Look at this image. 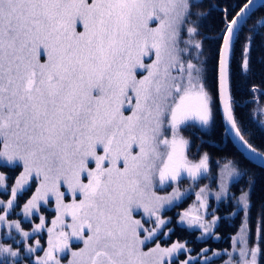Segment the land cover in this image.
<instances>
[{"label": "snow or ice", "instance_id": "1", "mask_svg": "<svg viewBox=\"0 0 264 264\" xmlns=\"http://www.w3.org/2000/svg\"><path fill=\"white\" fill-rule=\"evenodd\" d=\"M256 2L224 10L218 81L224 134L234 133L264 160L238 126L229 71L236 29ZM197 6L195 0H0V167L22 168L10 198L0 199V229L23 241L0 242V264H177L179 254L191 252L179 242L162 246L172 229L161 231L171 221L160 213L183 193L174 187L161 196L157 189L209 172L208 154L190 159L191 142L182 134L213 120L203 68L193 62L202 54L192 19ZM251 43L249 37L244 71ZM222 171L237 174L231 162ZM5 181L0 172V192L8 194ZM33 184L20 212L39 222L26 231L10 215ZM205 191L196 194L199 207L179 221L202 235L216 224L200 214H207ZM246 232L242 226L234 238L239 248L212 257L236 254L225 264H264V235L249 247ZM207 253L201 250L203 264L212 260ZM178 264L200 260L189 255Z\"/></svg>", "mask_w": 264, "mask_h": 264}, {"label": "trees", "instance_id": "2", "mask_svg": "<svg viewBox=\"0 0 264 264\" xmlns=\"http://www.w3.org/2000/svg\"><path fill=\"white\" fill-rule=\"evenodd\" d=\"M246 0H198V5L192 9L196 14L199 37L202 41L201 60L203 63V79L206 89L211 96L213 110V120L207 130L199 128L196 124L182 129V134L191 142L189 158L197 160L201 155L207 153L209 156L210 170L215 174L218 166L224 161H233L240 169L239 177L230 185L233 193L245 189L247 192L248 205L246 208V222L248 227V244L253 246L257 243L258 236L264 235V168L250 162L235 147L229 136L224 134V124L222 122L217 101V68L218 55L222 43V30L224 27V10L228 9L231 13L233 9L238 12V4L245 3ZM197 13H203L198 16ZM232 16L229 15L228 19ZM252 38L251 46L247 52L249 70L244 71L242 62L245 58V45L248 38ZM230 82L233 97V110L237 118L238 125L241 127L247 140L257 148L264 151V127L255 118L257 108H264V6L257 7L245 20L240 27L237 38L234 41V50L230 58ZM257 90L252 91L253 88ZM2 171L9 175V181L18 176L21 168L1 167ZM205 180L200 179L198 183ZM30 191L23 193L22 198L27 196ZM19 197V199L21 198ZM192 195L187 196L178 202L176 209H181L187 205ZM221 209H232L233 200L221 203ZM243 214L242 209L236 208L235 216L230 221H224L225 225H220L218 231L222 238H227L228 234H235L241 223ZM175 217V216H174ZM175 219V218H174ZM173 233L169 239L186 241L191 245L190 238L197 231L193 232L184 226L172 222ZM26 226V225H25ZM224 227L225 230L220 229ZM209 241V240H207ZM195 242V240H194ZM210 242V241H209ZM210 244H212L210 242ZM227 245L219 247L225 248ZM264 247V244L261 245ZM196 248L200 247L195 245ZM185 257V253L180 255ZM223 259H215L217 261Z\"/></svg>", "mask_w": 264, "mask_h": 264}, {"label": "rangeland", "instance_id": "3", "mask_svg": "<svg viewBox=\"0 0 264 264\" xmlns=\"http://www.w3.org/2000/svg\"><path fill=\"white\" fill-rule=\"evenodd\" d=\"M196 1H198V0H195V2ZM192 19L194 21H196V26H197V18H196V14L195 13H193ZM185 38H187L186 35H185ZM196 39L201 41V39H200L199 36H197ZM193 56H195V50L193 51ZM193 62L194 63H198L203 68V63H202V60H201V56L199 58V61H197L196 59H193ZM203 82H204V79H203ZM209 96H210V94H209ZM210 99H211V96H210ZM125 114L127 115L128 113L125 112ZM255 118L264 127V108H257L256 109ZM210 124L208 126H206V127H201L198 124H196V125L199 128L203 129V130H207L210 127ZM197 161H198V159H197ZM229 162H231V164L234 165V167L236 169V173H237V174L232 175L231 177L225 176L224 175V172L222 171L224 169L225 164H228ZM21 171H22V168H21ZM21 171H20V173H21ZM0 172H2L1 169H0ZM20 173L18 174L17 178L19 177ZM239 175H240V169L238 168V166H237V164L235 162H233V161H224V162H221L220 163V165L218 166V170H217V172L215 174L210 170V165H209V172L206 173L204 177H202L203 179L205 178V181L203 183H199L198 184V181L199 180H197L196 182H192V181H190L188 179H183L182 181L179 182V184H172L170 186L169 185H165L163 188H158L157 189V194L158 195H161V196H166V195H169L172 192V190H173L174 187H178L179 188V191L181 193H183V195L174 204L182 201L187 196L192 195L191 196V199L189 200L190 202L187 204V206L184 209H182L181 211L177 212V214H176V217H177L176 222H177V224L180 225V226L187 227L190 230H196V231H198V233H199L198 239L199 240H203V239L210 238L213 241H217L218 235H213L214 229L216 228V225H217V220L216 219H215L216 220L215 226L212 227V228H210L208 230V233L202 235V230L200 228H198L196 226L189 227L187 225V222L186 221L184 223H180L179 222L180 221V216H181V214L184 211H187V210L191 209L193 206L199 207V201H197V199H196V194L200 192V189L201 188L206 189V191H205V193H203V195H204V197L206 199V203L207 204H208V200L209 199H211V200H213L215 202H218V203L221 202L223 199L226 200L230 196V194H231L230 185L239 177ZM34 191H35V188H34L33 192ZM246 192L247 191L245 189H241L240 192H239L240 194H239L237 203L238 202L240 203V207L243 210V214H242V217H241V223L239 225V228H238V231L236 232V234H234L232 237H229L228 236L226 238V240L230 241V243H229L230 247H228V243L225 241V243H226V245H227L228 248L227 247L224 248V249L210 248V247H209V249L208 248H204V249H208V253H207L208 256L212 257V253L213 252H220V253H223V252H226V251L227 252H232L234 246L237 247V248H239V245H234V238H239V236H240V229H241L242 226L247 229L246 236H247V239H248V227H247V222H246V209L244 207V203L241 202V196H243L244 194H246ZM246 203L248 205V200L247 199H246ZM173 205H171V206H173ZM171 206H167L166 205L165 208L161 211V213L164 212V210H166L167 208H169ZM18 212L21 213L20 210ZM200 214L202 216L205 215L203 209L200 210ZM21 216H22V214H21ZM162 218L165 219L166 221H169V218L168 217H162ZM208 219L209 218L204 219V222L205 223H210L213 220V219L212 220H208ZM24 221L27 222V223H29V228H26V229H29L28 231H31V228L33 226V223H31L30 221L25 220V219H24ZM38 222L39 221H37V220L34 221V223H38ZM166 226H168V224H166L162 228V231L164 230V228ZM22 228L25 230V227L24 226H22ZM3 233H4L3 232V229H0V240H1V236H2ZM14 234H16V236H17V233L16 232ZM167 236H165L164 239H166ZM17 237L20 238L19 235ZM177 242H179L181 244H186L187 249H191L189 246H187L186 241L173 240L172 243L166 244V243H162L161 242V244H162V246L170 247L171 244L177 243ZM255 244L253 246H255ZM253 246L252 245L251 246L249 245V247H253ZM183 253H185V257L184 258H181L180 257V255L182 253L179 254L175 258L177 264H178V262L185 260L186 257L189 256V255L190 256H196V257H198L199 260H200V263L203 264V257L200 255L201 254V251L200 252H197V253H192V251L191 252H183ZM40 254L42 255V253H40ZM220 257L223 258V259H221V261L218 262L217 260H215L216 258L219 259ZM230 259H239V257L236 254H234L233 257H229L228 255H221L219 257H212V260L209 262V264H225V262L228 261V260H230ZM212 262H214V263H212ZM62 264H66V261H62Z\"/></svg>", "mask_w": 264, "mask_h": 264}, {"label": "flooded vegetation", "instance_id": "4", "mask_svg": "<svg viewBox=\"0 0 264 264\" xmlns=\"http://www.w3.org/2000/svg\"><path fill=\"white\" fill-rule=\"evenodd\" d=\"M261 150V149H260ZM263 151V150H262ZM0 169H1V167H0ZM1 171H2V169H1ZM4 174H5V176H6V181H5V183L9 186V193L8 194H5V193H3V192H0V199H3V200H5V201H7V199H9L10 198V187L12 186V185H14V183H15V179L17 178H14V179H11V181H9L8 179L10 178L9 177V175H7V173H5L4 171H2ZM201 179H203V178H201ZM200 180V179H199ZM204 180H205V178H204ZM199 184V183H198ZM197 184V185H198ZM33 194V190L27 195V196H25L24 198H22V196H23V194H22V196H21V198L19 199V197L20 196H18V203H19V205H20V207H17L16 209H15V212L12 214V215H10V220H19L22 224V226H24L25 227V230L26 231H28L29 229H26V228H29V223H27V222H25L24 221V218H23V215L21 216V213H19L18 211L20 210V208L22 207V205L27 201V199H29L30 197H31V195ZM239 192L238 193H233V192H231V194H230V196L225 200V199H223L222 201H221V203H227V202H229L230 200H233V202H234V206H233V208L232 209H229L227 206H226V209H223L222 211H220V209H221V204H220V202L218 203V202H215V201H213V200H211V199H209L208 200V208H207V214L206 215H204L203 216V218L204 219H207V218H209L208 220H212V219H216L217 220V225H216V228L214 229V233H213V235H218V238H217V241H213V240H211L210 238H207V239H203V240H199L198 239V236H199V233H198V231H197V234H193V238H190V242H193V243H191V245L190 244H188L189 245V247L191 248V251H192V253H197V252H200L202 249H204V248H208L209 249V247L210 248H218L219 249V247H221V246H223V245H225L226 243H225V241L228 243V247H230V245H229V243H230V241H228V240H226L225 238H222V236H221V233L218 231V229H219V226L220 225H225L224 224V221H230L231 220V218L232 217H234L235 216V212H236V208H238V209H241V207H240V203L238 202L237 203V200H238V197H239ZM190 202V201H189ZM188 202V203H189ZM187 203V204H188ZM177 204V203H176ZM187 206V205H186ZM185 206V207H186ZM174 207H176V205L174 204L173 206H171V207H169V208H167L166 210H164V212H162V213H160V215H161V217H168L169 218V221H171V223H169L168 224V226H166L165 228H164V230L162 231V229H161V231L162 232H168V229L169 228H171L172 229V231L171 232H168L169 234H168V236H167V238L166 239H164V237H162V239H161V241L160 242H162V243H166V244H168V243H172V241L173 240H177V239H169V236H172L171 234L173 233V225H172V222L174 221V222H176V220H177V217H176V214H177V212H179V211H181L182 209H184L185 207H183V208H181V209H176L175 211H173L172 212V209L174 208ZM213 213H214V216H213ZM46 215L48 216V218L50 219V218H52V216H53V212H52V210H48V212L46 213ZM175 216V217H174ZM175 218V219H174ZM33 220L35 221V220H37V219H35V218H33ZM30 221L31 223H33L34 221ZM38 221V220H37ZM176 224H177V222H176ZM26 225V226H25ZM153 227H155V225H152ZM187 228V227H186ZM238 228H239V226H238ZM188 229V228H187ZM220 229H222V230H225V228L222 226ZM188 230H190V229H188ZM190 231H194V230H190ZM238 231V230H237ZM3 234H2V236H1V240H0V242H2V243H5L6 245H8V244H12L13 246H16V241H20L21 243H23V241H21V238H18L17 236L19 235L18 233H17V236H16V234H14L15 233V231H13V233H12V235L16 238L15 239V241L13 240V239H11L10 237H8L7 236V229H3ZM236 234V233H235ZM229 235V237H232L233 235H234V233H233V235L232 234H228ZM228 237V236H227ZM38 238H40L41 239V242L43 243L45 240H46V235H44V236H41V237H38ZM194 240H195V242H194ZM207 240H209L212 244H210V242L209 241H207ZM29 242H31V241H29ZM195 245H198V246H200V247H198V248H196L195 247ZM227 247V246H226ZM225 247V248H226ZM227 247V248H228ZM222 249H224V248H222ZM223 253H225V252H223ZM40 254V253H39ZM216 259H218V258H216ZM219 261H221V260H219ZM218 261V262H219ZM212 263H214V262H212ZM201 264V263H200Z\"/></svg>", "mask_w": 264, "mask_h": 264}, {"label": "water", "instance_id": "5", "mask_svg": "<svg viewBox=\"0 0 264 264\" xmlns=\"http://www.w3.org/2000/svg\"><path fill=\"white\" fill-rule=\"evenodd\" d=\"M261 4L259 2V0H257L256 2V5L255 7L252 9V11L249 13V15L257 8L259 7ZM239 12V10H238ZM248 15V16H249ZM247 16V17H248ZM247 17L244 18L243 21H241V26L242 24L245 22V20L247 19ZM240 26V27H241ZM239 28L236 29V36H237V33L239 31ZM221 46H222V43H221ZM221 49V47H220ZM220 52V50H219ZM231 58V57H230ZM218 62H219V55H218ZM229 71H230V60H229ZM217 101H218V107H219V111H220V116H221V119H222V122L224 124V127L226 128L228 125H227V122L226 120L223 118V112H222V99H221V96H220V93H219V81H218V68H217ZM234 112V110H233ZM235 115V114H234ZM229 138L230 140L232 141V143L235 145V147L244 155L245 158H247L250 162H252L253 164L261 167V168H264V160L258 158L257 156H255L253 153H251L249 150H247L245 147L242 146V143L239 141V139L234 135V133H230L229 135ZM246 139V137H245ZM250 143V142H249ZM253 145V144H252ZM253 147H255L253 145ZM257 149L258 152H264L262 150H260L259 148L255 147Z\"/></svg>", "mask_w": 264, "mask_h": 264}]
</instances>
